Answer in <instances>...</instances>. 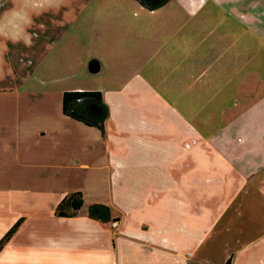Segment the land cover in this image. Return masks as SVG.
Instances as JSON below:
<instances>
[{"label": "crops", "instance_id": "0c3cea01", "mask_svg": "<svg viewBox=\"0 0 264 264\" xmlns=\"http://www.w3.org/2000/svg\"><path fill=\"white\" fill-rule=\"evenodd\" d=\"M91 1L7 0L0 78L9 59H23L16 53L42 36L31 32L34 19L27 22L43 11L35 7L81 15L105 5L90 8ZM161 10L168 18L156 46L165 41L172 70L183 75L160 90L136 71L124 87L102 91L105 136L63 111L66 90L93 87L46 84L19 98L0 88V144L14 149L9 165L0 163V238L23 218L0 264H264V0H170L152 13ZM97 47L109 58L107 41L97 37ZM119 52L116 62L143 61L138 49ZM88 68L99 73L104 63L93 58ZM202 79L215 82L220 110L232 112L211 137L192 120L209 88ZM173 90L187 96L188 112L165 98ZM16 179L21 197L8 189ZM71 191L83 193V207L57 215ZM91 203L108 205L112 218L89 216Z\"/></svg>", "mask_w": 264, "mask_h": 264}, {"label": "rangeland", "instance_id": "374dc122", "mask_svg": "<svg viewBox=\"0 0 264 264\" xmlns=\"http://www.w3.org/2000/svg\"><path fill=\"white\" fill-rule=\"evenodd\" d=\"M6 1L0 0V13L9 6ZM100 1L92 0L89 4L92 6L90 8L100 6ZM103 1L105 5L99 8L101 10L85 11L81 12V15H76V12H66L65 8L59 11L43 3L35 7V10L43 11L39 15L32 14L34 18L28 17L27 22L34 19V23L30 25L31 32L42 33V36L35 37L38 39L37 43L27 48L26 54L25 51L16 53L23 59H9L11 69L4 71V75L0 78V88H9L10 91L16 92V98L20 97L19 92L43 88L46 84L53 88H65L77 84L95 88L85 90L106 92L109 88L124 87L136 71H141L152 84L154 83L153 86H157L160 90L164 86L170 88L172 77H182L183 74L182 68L172 70V63L167 59L166 46L163 45L165 41L156 46L159 30L165 29L163 26L168 15L162 10L153 14L152 9L146 8L138 0H133L137 5L130 6H123L122 0ZM101 13H107L106 17ZM157 17H159L158 28L152 26L156 24ZM23 18L26 16L23 15ZM97 37H100L104 43L105 41L109 43V58L98 47L92 50V42ZM134 43H138V46L134 47ZM120 47H125L129 51L138 49L143 55V61L136 64L133 56L128 60L116 62ZM155 48L156 52L153 50ZM15 50L18 48L11 53L8 52L10 58L13 57ZM91 50L92 52H89ZM93 58H99L104 63V68L99 73L89 71L88 66ZM208 70V74L214 73V67H208ZM202 81L207 86L209 84L207 94L204 95L205 104H202L203 110L200 111L199 117L197 119L192 117V120L197 124L199 121L205 123L204 126L198 127L206 136L211 137L226 128L225 124L231 118L232 112L220 110L221 104L218 103L219 98L215 94L217 92L215 82L211 80L207 83L206 79ZM231 90L230 87L229 91ZM172 92L174 95H166L165 98L168 97L183 112H188L187 96H177L175 90ZM232 94L234 93L231 92L229 96ZM11 145L13 148L14 144ZM7 148V144H0V163L4 165L5 163L9 165V156L14 152V149L8 151ZM84 182V178L80 176L76 184L82 189L85 186ZM72 183L75 184L74 181ZM23 185V181L16 179L15 185H8V189L14 188L17 197H21L24 195ZM19 210L16 207V211ZM68 212L72 210L69 208Z\"/></svg>", "mask_w": 264, "mask_h": 264}, {"label": "trees", "instance_id": "16d2710c", "mask_svg": "<svg viewBox=\"0 0 264 264\" xmlns=\"http://www.w3.org/2000/svg\"><path fill=\"white\" fill-rule=\"evenodd\" d=\"M149 9L164 6L170 0H138ZM63 111L66 115L84 122L89 126L101 129L103 135L107 133L106 122L109 118V106L104 101L103 93L99 90H66L63 95ZM84 196L81 191L70 193L64 197L57 207L56 214L60 216H73L84 205ZM72 212H68V209ZM88 215L102 220L112 218L111 208L103 203H91ZM23 218L19 219L14 226L0 239V252L5 244L19 229ZM227 264H230L228 262Z\"/></svg>", "mask_w": 264, "mask_h": 264}]
</instances>
